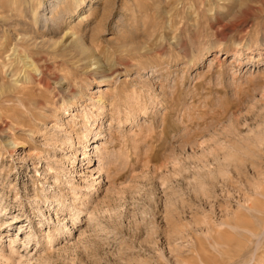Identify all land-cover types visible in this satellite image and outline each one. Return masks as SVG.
Masks as SVG:
<instances>
[{
	"label": "rangeland",
	"instance_id": "374dc122",
	"mask_svg": "<svg viewBox=\"0 0 264 264\" xmlns=\"http://www.w3.org/2000/svg\"><path fill=\"white\" fill-rule=\"evenodd\" d=\"M0 256L264 264V0H0Z\"/></svg>",
	"mask_w": 264,
	"mask_h": 264
},
{
	"label": "bare ground",
	"instance_id": "6f19581e",
	"mask_svg": "<svg viewBox=\"0 0 264 264\" xmlns=\"http://www.w3.org/2000/svg\"><path fill=\"white\" fill-rule=\"evenodd\" d=\"M85 118H86V117H85ZM86 133H87V134L90 133V130L86 131ZM84 139H86V137H85ZM82 149H83V150H87V143H86L85 141H83V143H82ZM69 150H70V149H69ZM94 150L97 151V147H94ZM89 151H90V148H89ZM83 160L87 161V163H86L87 165H90V163H91V159H90V157H89V154H85ZM72 177H76V175H75L74 172H71L70 175L68 176V178H72ZM68 186H69L71 189L74 188V187H73V184H68ZM94 190H97V189L92 187V188H91V191H94ZM77 221H78V217L75 216V214H74V215H73L72 223L69 224V225H68V224L64 225L65 231H63V233H64V232L66 233V232L71 231L70 228H72V225H73L75 222H77ZM19 229H20V228H19ZM55 240H56V238H55ZM9 249H12L11 245L9 246ZM0 262H2V264H15V263H13L12 261H10L9 258L6 257V256H0Z\"/></svg>",
	"mask_w": 264,
	"mask_h": 264
}]
</instances>
